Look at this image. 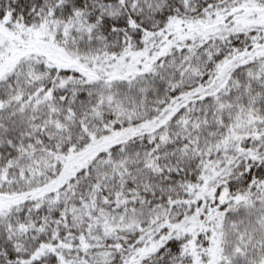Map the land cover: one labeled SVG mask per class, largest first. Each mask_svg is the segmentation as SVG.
<instances>
[{"label": "snow or ice", "instance_id": "6c2138e0", "mask_svg": "<svg viewBox=\"0 0 264 264\" xmlns=\"http://www.w3.org/2000/svg\"><path fill=\"white\" fill-rule=\"evenodd\" d=\"M0 264H264V0H0Z\"/></svg>", "mask_w": 264, "mask_h": 264}]
</instances>
